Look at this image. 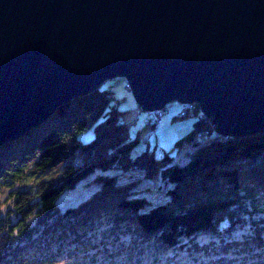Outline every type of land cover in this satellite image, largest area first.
I'll return each instance as SVG.
<instances>
[{
    "label": "trees",
    "instance_id": "obj_1",
    "mask_svg": "<svg viewBox=\"0 0 264 264\" xmlns=\"http://www.w3.org/2000/svg\"><path fill=\"white\" fill-rule=\"evenodd\" d=\"M112 97L100 83L0 142V190L10 198L0 210V264L87 259L94 247H103L94 264H109L125 253L150 251L153 259L185 246L212 253L209 264H264V130L214 133L211 117L194 102L182 112L198 117L176 140L191 144L181 159L149 148L131 155L139 133L129 137L125 110ZM88 128L92 137L79 139ZM88 172L93 176L83 182L92 188L59 207L58 197ZM156 176L164 195L150 201L137 184ZM102 217L107 222L94 230ZM198 234L212 237L199 242Z\"/></svg>",
    "mask_w": 264,
    "mask_h": 264
},
{
    "label": "water",
    "instance_id": "obj_2",
    "mask_svg": "<svg viewBox=\"0 0 264 264\" xmlns=\"http://www.w3.org/2000/svg\"><path fill=\"white\" fill-rule=\"evenodd\" d=\"M117 75L142 109L264 130V0H0V142Z\"/></svg>",
    "mask_w": 264,
    "mask_h": 264
},
{
    "label": "rangeland",
    "instance_id": "obj_3",
    "mask_svg": "<svg viewBox=\"0 0 264 264\" xmlns=\"http://www.w3.org/2000/svg\"><path fill=\"white\" fill-rule=\"evenodd\" d=\"M101 86L111 88L113 94L111 103L116 105L119 109L125 110L123 118L128 124L129 137H133L137 132L139 133L138 140L132 145L130 151L131 155H135L141 150L149 148L153 151L155 156H160L164 150H169V153L173 157L181 159L185 152L191 147L190 142L186 139L182 140L179 144L176 140L193 126V121L198 117V113L194 115L192 110H189L186 115H182L184 106L193 104L194 102L183 104L174 100L167 102L162 109L144 111L137 106L132 91L130 90L128 82L124 76L117 75L115 77L106 78L101 82ZM150 111L155 113V118H153L154 120L152 119L154 121L152 126L150 125L151 121L145 123V117L148 118ZM214 133H216L215 130ZM92 135V128H88L87 130L80 131L78 133V138L88 140ZM92 176L93 172H88L76 187L73 189H66L58 197L57 205L62 208L66 204L74 203L77 199L86 195L90 188H92V185L83 181L90 179ZM159 176H156L153 179H142V181L137 184L139 190L147 196L150 201H155L164 195L163 184ZM139 178L141 179L143 177L140 176ZM7 193L8 191L6 188L0 190L1 211L4 209L6 210L10 203V198L7 197ZM106 222L107 220L104 217L95 220L93 224H96V228H94V230H98L99 228L97 227ZM241 232H243L242 229L234 230L233 235L240 236ZM121 235L122 233L118 232V236ZM211 237L212 235L210 234H198L196 235L195 240L205 242ZM116 238L117 237L111 239L109 243L114 244ZM94 248L90 250L87 259L85 258L86 255H84V257H76L75 261L67 260L63 258L65 257L63 256L53 260H42L38 264H94L96 260L99 261V258H101L103 247H101L102 249ZM192 251V248L186 246L175 249L169 248L164 252H159L154 255L153 259L151 257L153 253L151 255L150 251L145 252L143 255L140 254L141 256L132 253L130 254L131 256L129 255L130 257L125 253L121 256H116V260L109 264H205L212 256V253L209 252L192 253ZM84 252L85 251H83V253ZM93 252L96 256H94V260H89L88 257H91V253ZM148 254H150V257L147 256ZM152 260L155 261L153 262Z\"/></svg>",
    "mask_w": 264,
    "mask_h": 264
},
{
    "label": "bare ground",
    "instance_id": "obj_4",
    "mask_svg": "<svg viewBox=\"0 0 264 264\" xmlns=\"http://www.w3.org/2000/svg\"><path fill=\"white\" fill-rule=\"evenodd\" d=\"M127 82H128V80H127ZM128 85H129V82H128ZM129 88H130V85H129ZM170 101H174V100H170ZM175 101H177V100H175ZM179 102V101H178ZM193 102H195V101H193ZM193 102H188V101H186V102H181V103H183V104H186V103H193ZM197 104H199L198 102H196ZM137 104V103H136ZM137 106L140 108V109H142L138 104H137ZM165 106V105H164ZM164 106H162L161 108H152V109H142V110H144V111H148V110H159V109H162ZM200 107V106H199ZM201 109V108H200ZM201 111H202V109H201ZM152 112V111H151ZM203 112V111H202ZM204 114V113H203ZM205 115V114H204ZM211 117V116H210ZM44 119V118H43ZM43 119H40L38 122H41ZM147 119V118H146ZM211 119H212V117H211ZM146 121V120H145ZM214 126H215V123L212 121L211 122ZM214 130H215V128H214ZM216 131V130H215ZM217 133V132H216Z\"/></svg>",
    "mask_w": 264,
    "mask_h": 264
},
{
    "label": "built area",
    "instance_id": "obj_5",
    "mask_svg": "<svg viewBox=\"0 0 264 264\" xmlns=\"http://www.w3.org/2000/svg\"><path fill=\"white\" fill-rule=\"evenodd\" d=\"M153 118H155V113L152 111L149 112L148 114V118L146 119V121H151Z\"/></svg>",
    "mask_w": 264,
    "mask_h": 264
}]
</instances>
